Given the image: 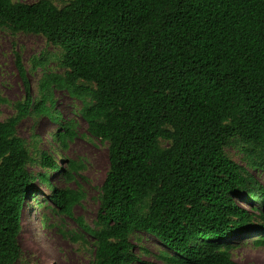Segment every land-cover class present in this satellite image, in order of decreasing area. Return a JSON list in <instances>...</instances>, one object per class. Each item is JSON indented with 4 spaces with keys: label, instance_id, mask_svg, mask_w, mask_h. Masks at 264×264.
<instances>
[{
    "label": "trees",
    "instance_id": "1",
    "mask_svg": "<svg viewBox=\"0 0 264 264\" xmlns=\"http://www.w3.org/2000/svg\"><path fill=\"white\" fill-rule=\"evenodd\" d=\"M13 1L0 0V29L59 48L62 72L44 73L33 99L15 60L25 95L0 122V264L20 259L33 182L47 187L60 215L71 217L83 199L47 174L69 184L82 162L62 169L61 157L56 165L17 136L24 119L45 117L56 124L53 150L67 149L74 127L60 121L55 91L82 104L87 134L107 145L93 225L74 220L92 240L89 264L135 263L138 233L169 252L166 264H238L231 243L253 236L264 247V0ZM36 162L38 175L28 170Z\"/></svg>",
    "mask_w": 264,
    "mask_h": 264
},
{
    "label": "rangeland",
    "instance_id": "2",
    "mask_svg": "<svg viewBox=\"0 0 264 264\" xmlns=\"http://www.w3.org/2000/svg\"><path fill=\"white\" fill-rule=\"evenodd\" d=\"M39 0H14V3L33 4ZM57 8H62L71 0H49ZM61 51L49 45L42 37L24 34L12 35L6 29H0V122L14 114L13 105L22 101L25 86L16 70L18 57L23 66L29 84V94L35 99L38 95V82L44 73H61L57 65ZM41 60L43 67L31 68L34 62ZM55 106L60 121H71L74 138L65 151H54L51 135L56 124L45 117L37 120L24 119L17 127V136L26 140L35 152H44L53 158V162L66 169L68 161H80L83 169L75 176V181L64 183L58 172H47L48 180L57 189L65 187L79 189L83 195L80 204L72 208L71 217L53 212L49 202L47 187L39 181L31 185V194L25 198L20 217L21 230L17 238L21 256L16 264H89L94 248L91 238L82 234L75 223L81 218L89 226L93 225L98 210L99 187L108 167L107 145L87 134L86 124L78 112L82 107L79 101L71 100L64 92H54ZM227 154L235 163L245 166L241 153L233 148ZM33 159H36L33 156ZM30 173L38 175L44 172L37 162L28 166ZM264 187V173L257 175ZM247 207L246 204H243ZM30 236L35 250L27 252L23 248V238ZM264 236V235H263ZM78 237V238H76ZM137 261L133 264H166L161 255L169 253L154 238L143 234L132 236ZM257 237L235 240L231 243L232 259L238 264H264V247L256 246Z\"/></svg>",
    "mask_w": 264,
    "mask_h": 264
},
{
    "label": "bare ground",
    "instance_id": "3",
    "mask_svg": "<svg viewBox=\"0 0 264 264\" xmlns=\"http://www.w3.org/2000/svg\"><path fill=\"white\" fill-rule=\"evenodd\" d=\"M30 240H32V238L30 236H25L23 238V248L27 252H34L35 247Z\"/></svg>",
    "mask_w": 264,
    "mask_h": 264
}]
</instances>
